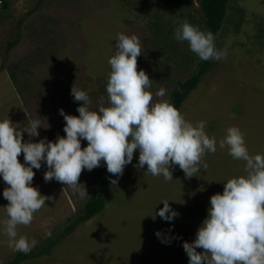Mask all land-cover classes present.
Masks as SVG:
<instances>
[{"label":"rangeland","instance_id":"374dc122","mask_svg":"<svg viewBox=\"0 0 264 264\" xmlns=\"http://www.w3.org/2000/svg\"><path fill=\"white\" fill-rule=\"evenodd\" d=\"M201 17L199 0H0V120L21 128L28 119L39 120V136L24 132L25 141L65 135L60 109L79 115L82 103L71 95L73 84L89 94L93 110L101 97L106 100L107 60L121 32L138 36V70L152 79L153 94L163 87L169 100L177 81L188 78L199 61L187 42L174 38V30L185 19L204 30ZM215 46L226 55L212 59L179 108L193 124L205 121L206 133L217 140L216 152L203 158L207 168L187 178L174 166L173 179L166 181L136 166L137 150L123 174L114 176L117 185L111 184L103 209L80 221L84 203L98 192L92 184L97 168L82 171L79 181L89 195L81 198L55 179L45 182L42 162L33 169L32 185L47 197L46 204L17 231L35 239V246L54 241L46 254L18 264H189L183 243L195 240L210 197L223 192L227 179L244 174V162L219 147L227 128L239 127L250 154H264V0H229ZM18 159L23 163V154ZM6 186L0 177V220L6 218ZM162 199L178 213L171 221L154 216ZM46 230L50 238L44 237ZM7 241L0 225V264H9L18 252Z\"/></svg>","mask_w":264,"mask_h":264},{"label":"clouds","instance_id":"9594fccd","mask_svg":"<svg viewBox=\"0 0 264 264\" xmlns=\"http://www.w3.org/2000/svg\"><path fill=\"white\" fill-rule=\"evenodd\" d=\"M174 38L187 42L190 50L201 60L222 59L226 53L215 46L213 33L201 30L188 20L179 21ZM115 51L107 63V98L101 97L93 110L89 94L76 87L71 88L79 115H71L60 109L65 120V135L55 140L25 141L39 136L41 122L28 119L25 126L17 127L10 119L0 120V177L7 185L3 197L5 216L0 220L2 231L13 251L28 253L36 245L20 235L18 226H29L34 214L46 204L47 197L33 187L35 173L42 162L46 163L45 182L55 179L70 188L81 198L88 194L79 181L82 171L93 170L104 162L113 176H121L126 165L138 150V168L144 174L173 179L172 168L179 166L185 177L191 178L206 169L203 162L206 153H215L217 140L206 131V122L193 124L169 100L165 88L154 94L150 91L152 79L138 70L137 58L142 53L137 35L117 33ZM81 140L87 145L82 147ZM221 149L243 161V173L224 182L223 192L210 197L207 217L198 228L193 242L185 241L189 264H264V154H250L244 134L237 126H229L219 140ZM23 154L24 162L18 157ZM113 187L117 180H111ZM163 207L155 215L165 221L173 220L178 213L171 208L168 199H162ZM160 235L159 232L156 233ZM52 235L50 230L45 238ZM202 249V251H197Z\"/></svg>","mask_w":264,"mask_h":264},{"label":"trees","instance_id":"16d2710c","mask_svg":"<svg viewBox=\"0 0 264 264\" xmlns=\"http://www.w3.org/2000/svg\"><path fill=\"white\" fill-rule=\"evenodd\" d=\"M228 2L229 0H199L202 10V17L198 23L203 26L204 31H210L213 33L215 39L225 18ZM160 41L162 42V40ZM13 43L14 41H10L9 46ZM211 61L212 60L204 61L199 58L198 67L196 70L188 78L177 81V84L173 87L169 94V101L177 109L180 108L189 93L197 87L202 75L208 69ZM97 172V177L93 180L92 184L98 187V192L96 194H92L87 199V201L84 203L82 214L78 216L77 220H87L100 212L103 209L106 199L111 191V180H113L114 176L107 171L106 165L100 164V166L97 167ZM72 226L73 224H70L65 227L60 234L61 236H59L57 239L59 240L60 237L68 233L72 229ZM53 241L54 240L50 239L49 244H51ZM49 244L35 246L28 253L17 252L9 264H18L26 259L42 256L50 250Z\"/></svg>","mask_w":264,"mask_h":264}]
</instances>
